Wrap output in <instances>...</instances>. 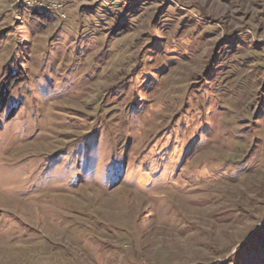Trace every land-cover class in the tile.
<instances>
[{
    "label": "rangeland",
    "instance_id": "374dc122",
    "mask_svg": "<svg viewBox=\"0 0 264 264\" xmlns=\"http://www.w3.org/2000/svg\"><path fill=\"white\" fill-rule=\"evenodd\" d=\"M41 1L0 0V264H264V0Z\"/></svg>",
    "mask_w": 264,
    "mask_h": 264
},
{
    "label": "built area",
    "instance_id": "2783aa9c",
    "mask_svg": "<svg viewBox=\"0 0 264 264\" xmlns=\"http://www.w3.org/2000/svg\"><path fill=\"white\" fill-rule=\"evenodd\" d=\"M27 4H32V5H42V1L41 0H25ZM71 0H55V1H51V0H47V3L50 4L49 8H51L52 10H54V12L58 15H60L62 18H67L65 17V15L62 13V11H64L67 7L68 2H70Z\"/></svg>",
    "mask_w": 264,
    "mask_h": 264
}]
</instances>
